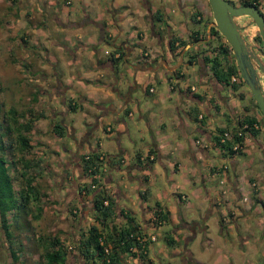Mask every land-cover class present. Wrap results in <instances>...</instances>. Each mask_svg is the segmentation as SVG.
I'll return each mask as SVG.
<instances>
[{"label":"crops","instance_id":"crops-1","mask_svg":"<svg viewBox=\"0 0 264 264\" xmlns=\"http://www.w3.org/2000/svg\"><path fill=\"white\" fill-rule=\"evenodd\" d=\"M101 1L103 5L96 9L93 18L86 10H83L82 23L74 25L78 29L89 27L88 30L80 29L81 33L77 35L78 40L75 44L78 48L74 51L69 50L73 55L74 63L79 60L76 55V52L80 50L79 47L87 48L85 64L73 73L69 81L61 82L63 85L60 83L61 88L64 89V97L60 99V104L62 105L65 99L70 100L71 104L75 103L78 107L76 110L81 112V117L85 118L83 119L85 130H76L64 121L60 123L62 136L56 137L52 148L60 160L68 161V165H63L62 173L66 177L73 175L74 180L71 185L72 192H76L74 196L82 197L80 200L82 206H85L86 201L90 202L92 193H85L82 190L87 178L82 171L81 158L90 150L103 153L104 157L100 155L102 159L100 173L103 172L104 176L101 178L100 174L97 175L99 185L94 187L95 190L101 188L105 194L114 199L113 214L119 225L125 224L126 218L123 215L126 214L132 219V224L136 225L142 238L149 240L146 255L142 259L130 258L133 264H171L169 261L161 262L158 257H155L157 253H154L150 241H154L160 234L149 231L150 228L168 223L171 225V230L168 235L164 233V236L165 245L170 247L166 253H163L160 247V253L168 254L171 261L179 251L176 255H180L182 264L190 259L195 264H204L202 261H194L189 249L190 255H185L181 245L180 248L176 247V240L173 239L174 242L167 245L168 238L177 239L179 234L182 237L188 225L197 221V218L188 219L183 215L182 206H192L189 195L184 189L191 191V197L195 201L194 206L197 208H201V204L206 202L204 207L206 215L201 217L199 231L203 232L205 242L209 241L206 244L208 248L211 239L207 237V220L210 214L218 209L217 203L221 198L227 202V199L223 197L225 193L229 196L228 200H232L233 207L228 209L226 202L223 203L225 211L221 209L217 217L213 219L214 223H217L220 216L222 226L218 228L216 224L215 228H218L219 232L229 234L230 221L237 219L238 215L242 220L248 219L249 213L255 211L258 214L257 224L261 229L260 236L252 237L253 232L248 227L244 230L248 232L249 239H259L264 234V227H262L264 213L261 207L264 204V198L260 192L264 191V183L262 184L264 175L260 171L261 168L255 172L250 170L248 176L242 179L235 171L237 153L229 154L226 149L217 146L215 138L218 129L233 131V128L237 126V119L244 114L255 116L258 125L257 133H259V129L264 128V118L258 110L254 109L253 101L246 88L242 85L233 88L230 84L217 82L211 77L208 63L203 61V56L210 54L213 45L225 42L223 37L219 38L218 34L216 36V33H213L211 13L207 14L197 4L190 7L185 0ZM164 1L172 5L169 10L162 6ZM240 1L232 0L231 2L238 5ZM256 1L260 9L264 8V0ZM69 9L72 11L73 7ZM194 11H196L195 19L192 18ZM177 14H180L182 18L175 19ZM242 17L244 16L236 18L241 21ZM245 18L248 23L245 28L248 37L243 35L252 44L250 36L255 26L249 24L247 16ZM68 20L75 21L71 17ZM189 24L193 26L190 27ZM148 26H150V34H148ZM164 27L167 28L168 39H174L173 52L168 50V40H165L161 33ZM136 34H139L140 38L136 37ZM163 46H166V51L161 57L163 53L159 50L162 51ZM142 52L148 54L143 57ZM227 58L229 61L233 58L231 50ZM188 66L192 70L194 80L200 84V88L194 87L193 82L187 81L186 75L190 72H185L184 69ZM231 78L230 76V81H235ZM165 80L168 82V89L175 94L174 106L159 107V104L164 103L161 91L157 96L155 95V98L150 99V103H140L135 96L136 89L145 95L153 94L155 88L151 82L163 83ZM191 87L194 89L192 90ZM236 99L244 100V103ZM84 101H90L95 107L92 106L90 110L83 107L81 109L80 105L83 106ZM155 105L158 106L157 110L153 109ZM236 107H239V110L235 113ZM226 109L229 116L221 118ZM134 112L137 113V126L140 132L138 136L130 137L125 117L131 118ZM217 115H221L218 120ZM111 124L115 125V129ZM99 128L105 134L107 133L108 140L105 144H102L96 133ZM189 131L199 133V136L193 137V142L187 139ZM123 134L128 138L126 141L134 146V161L131 163L128 161L126 163L124 160L126 148L121 142ZM256 137L257 134L254 137L244 136L243 144H247L250 138L258 144L263 157L264 143L258 141ZM102 145L105 152L100 149ZM224 159L229 160L231 172L227 171L228 166ZM142 169L148 170L150 174H142ZM122 174H125L130 182H137L134 184L137 187H134L133 199L120 188L122 180L119 175ZM157 174L168 182L169 187L164 193L172 194L173 201L162 204L155 198L153 205L148 206L146 200L150 192L146 187L141 186H144L146 182H155L154 176ZM215 183L220 187L218 192L215 191ZM202 192L209 193V196L202 199ZM137 209H139V215L136 216ZM156 209L164 212L165 216L164 220L154 221L158 223L157 225L153 222L156 220L153 217ZM187 231L191 232L189 229ZM195 231V229L192 231L193 234ZM187 239L188 237L185 236V240ZM149 250L153 251V258L149 255ZM119 257L121 264H126L122 254H119Z\"/></svg>","mask_w":264,"mask_h":264},{"label":"rangeland","instance_id":"rangeland-1","mask_svg":"<svg viewBox=\"0 0 264 264\" xmlns=\"http://www.w3.org/2000/svg\"><path fill=\"white\" fill-rule=\"evenodd\" d=\"M185 2L190 7L197 4L207 14L210 12L206 0H185ZM102 5L101 0H0V140L6 142L11 138L12 142V145H4L0 154L2 153L8 172L13 177V188L17 190L22 185L19 172L23 167L19 162L13 163L19 156L20 151L13 143L16 122L12 124L7 112L10 108L15 109L18 114L23 111L21 116L16 114L17 123L26 118H31L33 122L30 130L26 133V136L30 139L31 147L23 151L21 157L29 163V167L25 171L28 175L33 176L32 183L37 192L36 200L30 201L23 210L13 209L7 212L6 219L10 236L4 235L0 227V264H44L41 255L44 247L47 246L46 238H56L58 240L57 245L62 247L66 256L65 264H87L81 256H78L77 246L86 233L89 224H96L93 221L94 211L90 207L89 200L86 201V204L84 203L85 206H82L80 204L82 197L79 198L78 193L76 194L77 197L74 196L76 192H72L71 185L72 180H74L73 175L66 177L62 173L63 165H68V161H66L67 159L65 161L60 160L57 153H55L56 151L52 150L53 143L57 139L52 130L53 122L60 124L64 121L71 124L76 130H85L83 125L85 118L81 117L79 110H69L70 100L66 101L65 99V102L61 105L60 99L55 95L56 89H53L52 86L57 82V89H61L63 85L61 82L69 81L73 73H76L78 68L85 64L87 48L79 47L80 50L76 52L79 60L74 63L72 62L73 55L71 51L78 48L75 44L78 40L77 35L81 33L80 29L88 30L89 27L78 29L74 25L75 23H82L80 20L83 18V10H86L93 18L96 9ZM162 6L169 10L172 5L165 2ZM69 7H73L72 11ZM260 10L262 13L264 12V8ZM170 13L172 14V12ZM69 17L75 21L70 22ZM55 18H59L61 22H66V24L60 25V22L55 21ZM179 18L182 17L177 14L175 19L179 20ZM238 18H235V20L238 25L243 24L242 33L246 35L245 28L248 24L246 18L245 16L242 17L241 21ZM189 25L190 27L193 26ZM246 37H248V34ZM184 70L190 72L186 75L187 81L193 82L194 87L200 88V84L192 76L191 68L188 66ZM259 76H261L260 80L264 91V76L262 73ZM167 83L166 80L163 83L152 81L151 84L155 88L153 94L145 95L136 89L135 96L138 97L140 103H150V99L155 98V95L157 96L158 92L161 91L164 103L159 104V107H172L174 106L175 94L168 89ZM242 87L245 88L243 84ZM248 94L251 98L249 91ZM236 100L242 104L244 103V100ZM84 102L83 106L80 105L81 109L82 107L86 110L93 108L89 101ZM220 105L222 106V104ZM157 107L155 105L153 109L157 110ZM238 110L239 107H236L234 112L236 113ZM40 114L43 116H39ZM220 116L217 115V120ZM224 116L226 118L229 116L227 109L223 111L221 118ZM125 121L129 128V136H138L140 131L137 126V113L134 112L131 118L125 117ZM192 123L195 122L192 121ZM111 126L115 129L114 124H111ZM18 130L21 131L20 128ZM96 133L102 144H105L108 140L107 133L105 134L101 128L96 130ZM197 136H199L198 132L189 131L187 133L189 142H193V137ZM256 138L264 143V128L259 129ZM127 139L123 134L121 142L126 148L124 160L126 163H131L134 161V146L128 143ZM100 149L106 151L103 145ZM100 155L104 157L101 152ZM37 158H41V161L37 162ZM99 160L97 175L100 174L102 178L104 173H100L101 157ZM224 161L228 166L227 171L231 172L229 160L224 159ZM235 162V171L242 179L248 176L250 170L255 172L260 168L261 173L264 175L260 147L250 138L248 143L242 147L241 152L236 154ZM154 166L159 170L156 164ZM141 173L150 174L146 169H142ZM134 174L140 175L137 172H134ZM64 177H66L65 180ZM154 177V185L146 182L143 184L144 186H141L146 187L150 192V196L146 200L147 205L152 206L155 198L162 204L171 203L173 201L172 194L164 193L169 187L168 182H165L158 174ZM85 178L88 177L85 176ZM119 178L122 180L120 188L133 199L134 187H137L134 184L137 182H130L125 174L119 175ZM215 184V191L218 192L217 190L220 187L217 183ZM223 187L225 188V186ZM184 191L188 193L189 202L192 204L190 207L182 206L184 217L196 219L199 214L201 216L206 215V209L204 208L206 202L201 204V208H197L194 206L195 201L191 197V191L188 189H184ZM260 192L264 198V191ZM79 193L81 194V192ZM82 195L88 197L86 194ZM201 195L204 199L205 196H209V193L204 194L202 192ZM223 197L227 199V202L220 197V202L217 203L218 209L212 212L207 220V237L211 239L209 248L206 245L209 241L205 242L202 231L196 230L193 234L192 231L188 232V229L182 236L183 238L181 234L178 235L179 238L177 239L172 236L176 240V247L179 246L180 248V245L186 244L185 247L191 251V257L194 261H202L204 264H264V253L261 250L264 242L263 244L258 243L252 248L253 242L250 238L240 249L238 234L231 226L228 227L229 234L219 232V229L215 228L217 223H214L213 219L217 217L221 209H224L223 203L226 202V208L228 209L233 207L232 200H228L229 196L226 193L223 194ZM127 206L130 207L129 204ZM38 208L40 209L39 212H37ZM83 214L85 215L83 216ZM137 215H139V209H137ZM257 215L255 211H251L245 221L238 215L239 234H243L242 227L245 225H249L253 232L252 237L261 234V229L257 224ZM111 221L113 219L106 220L108 224ZM155 222L154 224H156ZM170 226L168 223L158 225L153 229L150 228V232L160 234L150 243L153 246L154 253H157L155 257H158L161 262L169 261L171 264H182L180 255H176L179 251L170 261L171 258L167 256L168 254H162L159 250L161 247L163 253H166L170 247L165 245L164 236L169 234ZM185 236L188 237L187 240H185ZM153 251L149 250V255L152 258L154 257ZM122 256L126 264H133L130 260L132 256H129L127 252H123ZM184 264L195 263L190 259V262Z\"/></svg>","mask_w":264,"mask_h":264},{"label":"trees","instance_id":"trees-1","mask_svg":"<svg viewBox=\"0 0 264 264\" xmlns=\"http://www.w3.org/2000/svg\"><path fill=\"white\" fill-rule=\"evenodd\" d=\"M254 5L257 7L258 3L256 0H241L238 5ZM196 11L193 12L192 18L195 19ZM213 33H218L216 29H213ZM173 41L169 40L170 48L173 49ZM210 54L203 56V61L208 63L209 71L211 77L217 82L230 84L231 87L237 88L239 85H242L243 82L230 81V76H235L238 74L235 62L233 58L229 61L228 54L230 53V47L226 42L221 44H216L212 46ZM254 109H257V106L252 102ZM70 111L78 109L76 104H68ZM260 113V111L258 110ZM8 117L12 124L16 122V132L13 138V143H15L17 149L20 151L19 156L13 163L19 162L21 164L22 170H20L19 175L22 179V185L19 186L17 190H14L12 185V175L9 174L6 167V161L0 154V227L4 232V235L7 237L10 236L8 230V223L6 214L10 210H23L30 201L36 200V190L33 185V176L28 175L25 171L29 167V163L23 157L21 153L31 147V142L26 133L31 128V123L33 122L31 118L23 119L21 122L16 121V114L19 116L23 115V111L19 114L15 109H9ZM43 116V115H39ZM246 125L245 128H241L242 125ZM237 126L233 131H231L230 139L226 140L224 143H220L219 135L225 129H218L215 144L220 148H225L229 154L231 153H240L241 150H231V144L235 141H243L244 136L254 137L258 132V125L256 118L252 114H244L241 118L237 119ZM255 125V127H254ZM20 128L21 131L18 130ZM10 129V128H9ZM8 129V130H9ZM52 130L54 131L56 137L62 136V124H57L53 122ZM24 131V132H22ZM237 131H240V135L237 134ZM12 145L11 138L6 142L0 140V151H2L4 145ZM86 156V157H85ZM100 152L96 150L87 151L83 154L81 158V166L83 174L86 177H90V182H86L83 185V192L92 193L90 195V207L94 211V219L96 222L89 224L86 228V233L82 236V239L79 241L77 246L78 256H81L87 264H121V259L119 254L127 252L129 256L137 257L142 259L146 255L147 244L149 240L142 238L139 234V231L135 224H132V219L126 214L125 224H118L117 219H115L114 213V199L109 195L105 194L101 188L95 190L96 186L99 185L98 181V169L100 162ZM41 158H37V162H40ZM91 184L94 187H91ZM106 200V203L104 201ZM40 209H37L39 212ZM164 212L156 209L154 211L153 217L156 220H164ZM112 220L111 223H107L106 220ZM98 224V225H97ZM158 224V223H157ZM156 224V225H157ZM47 246L44 247L42 252V258L44 264H65L66 256L62 247L57 245L58 240L56 238H46L45 239ZM174 242L173 238H168L167 245H170ZM105 248L107 252H105ZM13 253V252H11Z\"/></svg>","mask_w":264,"mask_h":264},{"label":"water","instance_id":"water-1","mask_svg":"<svg viewBox=\"0 0 264 264\" xmlns=\"http://www.w3.org/2000/svg\"><path fill=\"white\" fill-rule=\"evenodd\" d=\"M212 16V25L229 45L238 74L250 92L257 109L264 118V91L257 70L264 75V18L254 5H234L228 0H206ZM247 16L255 25L262 40L263 51L256 49L242 33L243 26L235 18ZM90 133L89 131L87 132Z\"/></svg>","mask_w":264,"mask_h":264},{"label":"flooded vegetation","instance_id":"flooded-vegetation-1","mask_svg":"<svg viewBox=\"0 0 264 264\" xmlns=\"http://www.w3.org/2000/svg\"><path fill=\"white\" fill-rule=\"evenodd\" d=\"M228 1H229L230 3H232V2H231L232 0H228ZM255 7H256V6H255ZM257 8H258L260 14H261V15L263 16V18H264V14L262 13V11L260 10V8H259L258 5H257ZM82 17H84L83 14H82ZM248 19L250 20L249 17H248ZM82 20H83V18H82L80 21H82ZM249 20H248V21H249ZM55 21H56V22H60L61 25L66 24V22H61V21L59 20V18H55ZM242 25H243V24H242ZM242 25H241V26H242ZM254 26H255V25H254ZM213 29H215V28H213ZM147 30H148V34H150V33H151V31H150V26H148ZM161 33L163 34V37H165V40H168L167 42H168V44H169V39H168V36H167V33H168V32H167V28L164 27V29H162ZM153 34H155L154 31H153ZM217 34H218V36H220L219 38H222V36H221L219 33H216L215 35L217 36ZM135 36L138 37V38H140V35H139V34H136ZM141 37H143V36L141 35ZM150 37H152V36H150ZM250 37H251L250 39H251L252 45L255 46L256 49H259V50L263 51L261 36H260L259 32L257 31L256 27H255V30L253 31V33L251 34ZM162 49H163L162 51L159 50L161 53H163L164 51H166V46H163ZM168 50H170L171 52H173V49L170 48V45H169V47H168ZM146 54H148V53H147V52H145V53L142 52V53H141V55H142L143 57H144ZM165 54H166V53H165ZM141 55H140V56H141ZM163 56H164V53L161 55V57H163ZM121 58H122V56H121ZM259 58L261 59V62L264 64V58H263L261 55H259ZM233 60H234V59H233ZM260 73H261V72H259V71L257 70V74H258V78H259V79H261V78H260L261 76H259ZM231 76H232V75H231ZM263 76H264V75H263ZM233 78H234L235 81H238V80L241 79L240 76H239V74L233 76ZM239 78H240V79H239ZM241 81H242V80H241ZM260 81H261V80H260ZM55 82H56V80H55ZM242 82H243V81H242ZM243 85L245 86L246 90L248 91L246 85H245L244 83H243ZM52 87H53V89H56V90H55V95L57 96L58 99H61L62 97H64V95H63V93H64V89H63V88L60 89L59 86H58L59 89H57V82H56ZM249 93H250V92H249ZM250 95H251V94H250ZM251 99H252V101H253L252 96H251ZM89 102H90V101H89ZM253 102H254V101H253ZM90 104H91V106H94V105H92L91 102H90ZM94 107H95V106H94ZM262 166L264 167V155H263V157H262ZM261 207H262V212L264 213V204H262ZM201 217H202L201 215L198 216L197 221L194 222L195 226H194L193 223H190V224L188 225L187 229H189V230H191V231H193L194 229H195V230H199L200 227H201V222H200V221L202 220ZM237 218H238V217H237ZM245 220H246V219H244L243 221H245ZM237 222H238V219H235V220L230 221L229 224H230V226L234 229L235 233L238 234V240H239V244H238V246H239L240 249H241V248L243 247V245L249 240L248 232H246V231L244 230V228H245V227H248V228L250 229V227H249V225H245L244 227H242L243 234L241 235V234H239V231H240V230H239V225H238ZM217 224H218V228H220V227L222 226V219H221L220 216L218 217ZM193 226H194V227H193ZM262 227H264V221H263ZM260 233H261V232H260ZM263 233H264V231H263ZM259 236H260V235H259ZM259 236H258V237H259ZM259 239H261V240H259ZM259 239H254V240H252V242H253L252 248L255 247L257 241H258V243H262V244H263V242H264V234H263ZM185 245H186V244H184L183 246L181 245V250L183 251V253H184L185 255H187V254L190 255V253H189L188 249L185 247ZM261 250H263V253H264V244H263ZM189 258H190V256H189ZM189 258H188V260H189ZM188 262H190V260H189ZM185 263H187V262H185ZM230 264H232V263H230ZM242 264H247V263H242Z\"/></svg>","mask_w":264,"mask_h":264},{"label":"built area","instance_id":"built-area-1","mask_svg":"<svg viewBox=\"0 0 264 264\" xmlns=\"http://www.w3.org/2000/svg\"><path fill=\"white\" fill-rule=\"evenodd\" d=\"M232 78V80H234V78H233V76H231ZM191 89L193 90L194 88L193 87H191ZM246 127V125L244 124V125H242L241 126V128H245ZM254 127H255V125H254ZM237 134L238 135H240L241 133H240V131H237ZM246 136V135H245ZM230 137H231V131L230 130H228V129H225V130H223V132L219 135V141H220V143H224L226 140H228V139H230ZM244 146V144H243V141H241V142H239V141H235V142H233L232 144H231V150H237V149H242V147ZM225 149V148H224ZM86 157V156H85ZM90 177H89V179L87 180V182H90ZM253 186V185H252ZM91 187H94V185L93 184H91ZM104 203H106V201H104ZM105 252H107V249L105 248Z\"/></svg>","mask_w":264,"mask_h":264},{"label":"clouds","instance_id":"clouds-1","mask_svg":"<svg viewBox=\"0 0 264 264\" xmlns=\"http://www.w3.org/2000/svg\"><path fill=\"white\" fill-rule=\"evenodd\" d=\"M89 178H87V180H88Z\"/></svg>","mask_w":264,"mask_h":264}]
</instances>
